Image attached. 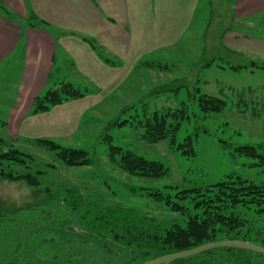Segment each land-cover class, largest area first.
Instances as JSON below:
<instances>
[{"label":"rangeland","instance_id":"1","mask_svg":"<svg viewBox=\"0 0 264 264\" xmlns=\"http://www.w3.org/2000/svg\"><path fill=\"white\" fill-rule=\"evenodd\" d=\"M237 2L241 5H236V0H202L183 42L159 56L149 58L157 64L166 65L167 69L158 71L156 64L153 69H137L121 88L112 92L111 96L107 95L104 102L85 111L75 135H55L49 138L64 147L87 151L98 161V168H64L55 162L57 169L42 181L43 187H48L56 197L63 195V189L73 187L98 202L104 199L107 205L121 203L144 209L145 206L140 201L132 198V194L128 192L130 188L136 191L140 187H174L175 190L206 187L225 179L229 174L255 183L264 181V165H259L257 159L240 155L234 150L240 146H264V72L251 68L254 64L264 65V0ZM104 52H101L103 56L112 58L105 50ZM213 58V64L205 69L203 66ZM229 65H244L247 68L235 71ZM174 79H182L185 85L176 96L168 92L152 97L151 89L173 82ZM62 82H69L74 86L79 83L74 75L69 74L68 68L65 70L56 64L50 82L39 96ZM176 87L175 82L170 85V88ZM193 87L200 89L201 94L224 100L226 106L221 113L210 114L206 119L192 118L191 121L183 122L172 147L166 141L154 145L147 143L141 138V129L137 126L133 127L128 123L120 127L110 125L122 111L124 113L120 118L128 119L129 112L124 111L126 104L145 98L149 111L176 108L187 101V90ZM102 99V94L92 95V103ZM137 109L141 110V105ZM201 126L207 132L201 133L195 140V156L190 158L183 155L177 146ZM104 133L112 137L111 145L162 163L167 174L159 180L144 181L117 171L108 163L107 140H101ZM25 191L18 184L5 183L0 187V213H6V218L0 219V264H4L19 250L17 244L23 235L21 227L34 223L39 218L36 211L14 215V210L24 203L20 196L28 193ZM52 204L45 202L44 206L48 209L54 205ZM147 205V208L151 206ZM148 211L151 214L154 212L150 208ZM55 216H62L70 226V230L52 228L58 240V249L52 254L61 255L63 261L68 264H124L126 261V256L117 253V250L109 248L108 253L101 243L80 232L78 222L72 216ZM31 250L33 249L26 253L22 250L25 254H17L30 259L33 254ZM58 261L61 260H54V263ZM37 262L33 264H40ZM255 263L264 264L260 260H255Z\"/></svg>","mask_w":264,"mask_h":264},{"label":"trees","instance_id":"2","mask_svg":"<svg viewBox=\"0 0 264 264\" xmlns=\"http://www.w3.org/2000/svg\"><path fill=\"white\" fill-rule=\"evenodd\" d=\"M0 8L13 17L2 5ZM25 23L45 29L54 37L61 34L38 20L31 12L28 13ZM83 41L104 64L113 68L121 66L119 61L103 56L92 39L83 38ZM213 60L214 58L203 67H210ZM154 64L158 71L167 69L166 65L157 64L152 59H142L128 77L139 68L153 69ZM228 67L235 71L247 68L244 65ZM251 68L264 72V65L254 64ZM126 81L127 79L124 82ZM173 82L176 83V88H170ZM173 82L151 89L152 97L156 98L168 92L176 96L185 85L182 79H174ZM97 92V88L91 84L74 86L69 82H62L54 89L35 97L30 114L36 116L48 113L57 106L82 100ZM187 97V101L180 103L179 107L153 111L147 109L148 102L142 98L130 105H124V111L129 112L128 119L120 118L124 113L122 111L110 125L120 127L128 123L133 127L137 126L141 129V138L147 143L154 145L166 141L172 147L183 122L191 121L192 118L206 119L210 114L221 113L226 106L224 100L201 94L197 87L187 90ZM105 100L106 98L102 102ZM138 105H141V110L137 109ZM262 129L264 131V117ZM206 132L205 127L201 126L185 137L177 149L182 150V154L187 157H194L195 140L201 133ZM101 140H107L108 163L127 177L154 181L167 174L162 163L111 145L112 137L109 134L104 133ZM234 150L240 155L257 159L259 165H264V146H240ZM55 162L64 168H98V161L87 151L64 147L49 138L0 139V187L5 183L18 184L28 192L20 196L24 205L20 203L22 205L14 210V215L34 211L39 215L36 222L21 227L23 235L17 244L19 250L4 264H33L35 261L40 264H68L62 260L61 255L52 254L58 249L57 234L52 228L70 230L67 220L62 216H55L61 214L72 216L78 222L80 232L101 243L108 253L109 248H113L117 253L126 256L124 264H143L165 255L221 241H242L264 248V181L255 183L229 174L225 179L206 187L182 190H175L174 187L137 188L144 191L143 193L130 188L128 192L133 199L145 206L143 209L121 203L107 205L104 199L98 202L73 187L63 189L60 197L53 196L48 187H43L42 181L57 169ZM45 202L54 205L47 209ZM147 204L151 205L149 208L154 211L153 214L148 211ZM3 218H6V213L2 212L0 219ZM46 228L49 230H44ZM21 249L25 253L33 249L32 257L24 259L18 256L17 253H24ZM54 260L61 261L54 263ZM255 260L264 262V256L244 249L224 247L167 264H256Z\"/></svg>","mask_w":264,"mask_h":264},{"label":"crops","instance_id":"3","mask_svg":"<svg viewBox=\"0 0 264 264\" xmlns=\"http://www.w3.org/2000/svg\"><path fill=\"white\" fill-rule=\"evenodd\" d=\"M201 1L0 0L13 16L0 8V139L75 135L85 111L121 88L140 60L183 42ZM29 12L61 34L54 37L26 25ZM83 38L121 66L104 64ZM56 64L68 68L77 86H95L103 99L96 104L87 96L32 116L33 100L50 82Z\"/></svg>","mask_w":264,"mask_h":264},{"label":"water","instance_id":"4","mask_svg":"<svg viewBox=\"0 0 264 264\" xmlns=\"http://www.w3.org/2000/svg\"><path fill=\"white\" fill-rule=\"evenodd\" d=\"M224 247L244 249L249 252L264 256L263 247H259V246H256V245H253L247 242H242V241H221V242L206 244L198 248H195L193 250L165 255L157 259L143 263V264H167V263H171L173 261L179 260V259L193 257V256H196L198 254L204 253L212 249L224 248Z\"/></svg>","mask_w":264,"mask_h":264}]
</instances>
